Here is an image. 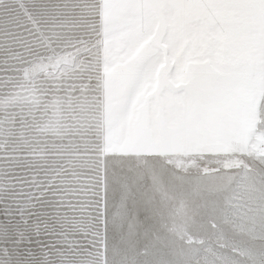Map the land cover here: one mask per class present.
<instances>
[{"label":"snow or ice","instance_id":"1","mask_svg":"<svg viewBox=\"0 0 264 264\" xmlns=\"http://www.w3.org/2000/svg\"><path fill=\"white\" fill-rule=\"evenodd\" d=\"M0 264H264V0H0Z\"/></svg>","mask_w":264,"mask_h":264}]
</instances>
